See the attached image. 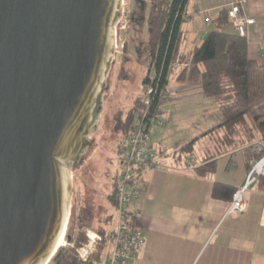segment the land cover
<instances>
[{"label":"water","instance_id":"water-1","mask_svg":"<svg viewBox=\"0 0 264 264\" xmlns=\"http://www.w3.org/2000/svg\"><path fill=\"white\" fill-rule=\"evenodd\" d=\"M118 17L120 0H0V264H45L59 242Z\"/></svg>","mask_w":264,"mask_h":264},{"label":"crops","instance_id":"crops-1","mask_svg":"<svg viewBox=\"0 0 264 264\" xmlns=\"http://www.w3.org/2000/svg\"><path fill=\"white\" fill-rule=\"evenodd\" d=\"M235 1L240 2L241 13L254 20L246 27L244 35L247 55L264 66V0H189L181 25L183 43L178 55L182 56V61L188 60V52L214 25L219 10ZM224 29L235 32L231 21ZM188 41L191 45L185 51ZM173 74L168 92L175 82L177 86L168 96L162 114L166 115L168 108L185 107L206 119L204 111H211L214 106L203 98L199 83L198 92H192L189 89L192 85L178 83ZM180 99L182 103H178ZM166 118L165 125L170 120L169 116ZM151 129L150 142L168 146V141H162L163 137L167 140L166 133L163 135L159 129L153 132ZM195 135L175 136L173 144L180 151L182 143ZM179 154L182 152L177 156L165 153L159 157V165L141 169L142 191L131 207L140 211L137 223L146 240L134 264H264V189L257 182L246 188V208L242 212H229L232 195L226 194L225 189L212 195L215 185L235 190L245 183L250 163L244 149L237 147L223 152L217 150L207 156L202 154L195 162L200 164L206 157L215 161L213 170L203 175L187 169Z\"/></svg>","mask_w":264,"mask_h":264},{"label":"trees","instance_id":"trees-1","mask_svg":"<svg viewBox=\"0 0 264 264\" xmlns=\"http://www.w3.org/2000/svg\"><path fill=\"white\" fill-rule=\"evenodd\" d=\"M189 0H153L146 17L148 39L145 52L148 57V70L143 80L147 87H152V93L137 97L133 107L124 118H118L117 128L125 132L123 141L129 136L137 119L148 121L150 117L161 115L163 98L168 94L167 86L170 76L178 83H199L202 96L214 108L204 111L206 119L214 123L200 134L186 139L182 143L183 151H191L195 143L211 135H218L217 150L223 152L232 147L244 149L248 163L259 159L264 152L250 153L255 144L264 147V66L258 64L247 55V42L244 36L236 31L229 32L224 28L229 23L228 7L219 10L211 26L202 40L188 52L186 64L173 66L183 43L181 25L184 21L186 5ZM173 77V76H172ZM167 93V94H166ZM150 126L147 130H150ZM204 160V159H203ZM215 161L206 158L193 170L196 174H205L213 170ZM250 168V166H249ZM248 168V170H249ZM113 191L107 195L108 201L114 204L116 176L113 177ZM264 189V176H259L254 183ZM225 189L226 194L234 191L228 187L215 185L212 195L219 189ZM112 216L104 217L106 223ZM102 236L97 250L87 261H81L74 249L60 250L55 261L67 259L68 264H103V249L106 248L108 230L104 226L96 228ZM85 237L79 233L75 239V247L80 246Z\"/></svg>","mask_w":264,"mask_h":264},{"label":"rangeland","instance_id":"rangeland-1","mask_svg":"<svg viewBox=\"0 0 264 264\" xmlns=\"http://www.w3.org/2000/svg\"><path fill=\"white\" fill-rule=\"evenodd\" d=\"M152 1L120 0V17L116 20L117 26L114 25L116 32L113 37L115 42L113 63L109 69L107 87L101 94L96 127L91 129L86 136L87 140L92 139L93 136V140L88 145V149L85 148L81 154L82 159L68 168L70 190L64 245L57 250L53 249V254L45 264H56V254L62 249L64 251L74 249L76 255L75 239L77 234L81 233L85 237L83 242L85 243L89 231H97L96 228L101 225L107 230L113 227V220L107 223L103 220L105 216L113 213V207L108 201L107 195L112 193V178L120 174V157L125 148L122 139L125 132L117 128V122L118 118H124L133 107L135 98L142 97L147 93V85L143 83L149 65L145 52V43L148 39L146 17ZM190 45V41H188L185 51L189 49ZM177 60L178 64L185 63L182 61V56H178ZM175 83L174 86H177ZM191 85L189 89L197 93V84ZM173 87L171 86L170 91L163 98L164 107L167 106V99L173 91ZM178 103H182L181 99L178 100ZM179 108L178 110L166 109V115L170 117V120L163 127L153 124L151 129L152 132L154 129H159L163 135L166 133L167 140L163 137L162 141L163 143L168 141V146L159 143L155 146L164 149L170 156L180 153L177 146L173 144L175 136L180 138L198 134L214 122L213 119L200 118L193 110L187 111L185 107ZM166 115L164 117H167ZM198 141L192 148L193 152L179 154L182 161L185 159L199 161L202 154L207 156L217 152L218 135H211ZM182 148L180 149L182 150ZM234 148L237 147L230 149ZM251 148L249 152L255 153L256 151ZM68 236L70 239L67 238ZM109 250L108 246L103 249V258H106ZM59 264H68V260L64 259Z\"/></svg>","mask_w":264,"mask_h":264},{"label":"built area","instance_id":"built-area-1","mask_svg":"<svg viewBox=\"0 0 264 264\" xmlns=\"http://www.w3.org/2000/svg\"><path fill=\"white\" fill-rule=\"evenodd\" d=\"M228 8V17L235 31L240 36H244L246 27L252 24L254 20L241 13L239 1L231 3ZM177 61L176 59L173 66L186 64V62L178 64ZM151 93L152 87H147L145 101H148V95ZM142 116L141 120H136L129 136L123 141L125 148L120 157L121 171L120 174L116 175L114 192L113 227L108 230L106 238L110 250L104 258L103 264H134L137 253L146 240L145 233L138 227L137 223L140 211L132 208L131 205L139 199L142 191L141 169L144 166L159 165V157L166 153L164 149L157 148L150 142L147 127H152L153 124L163 127L167 118L161 113V115L150 117L148 121H145V113ZM251 150L264 152V147L261 144H255ZM182 164L190 170L197 166V162L192 159H185ZM259 176H264V154L259 159L251 160L245 183L232 194L229 212H242L246 208L244 192ZM101 241L100 233L94 230L89 231L86 242L75 249L77 258L81 261H87L97 250Z\"/></svg>","mask_w":264,"mask_h":264},{"label":"bare ground","instance_id":"bare-ground-1","mask_svg":"<svg viewBox=\"0 0 264 264\" xmlns=\"http://www.w3.org/2000/svg\"><path fill=\"white\" fill-rule=\"evenodd\" d=\"M64 231H65V227L63 229V232L61 234V237L59 239V242L56 244V246L53 248L54 250H57L58 248H60L61 246L64 245ZM53 251V250H52Z\"/></svg>","mask_w":264,"mask_h":264}]
</instances>
